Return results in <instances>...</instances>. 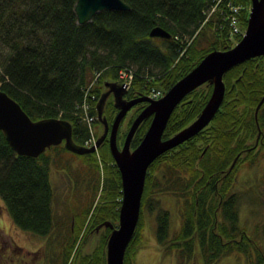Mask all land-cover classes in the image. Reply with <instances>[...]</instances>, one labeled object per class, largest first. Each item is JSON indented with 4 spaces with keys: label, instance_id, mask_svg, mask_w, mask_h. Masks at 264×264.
<instances>
[{
    "label": "trees",
    "instance_id": "16d2710c",
    "mask_svg": "<svg viewBox=\"0 0 264 264\" xmlns=\"http://www.w3.org/2000/svg\"><path fill=\"white\" fill-rule=\"evenodd\" d=\"M124 1L129 8H103L78 22L76 0H0V88L32 119L68 120L72 140L82 144L89 135V125L81 116L82 104L89 105L96 134L102 123L95 105L104 81L121 79L125 70L132 75L128 96L158 85L166 91L207 51L226 49L241 37V31L232 30L229 3L240 6L236 22L241 30L251 3ZM154 25L166 28L171 36L150 35ZM222 77L223 99L211 120L149 163L137 224L126 245L123 264H134L145 208L155 213V235L162 250L173 254L178 264H190L196 252L203 264H213L231 253H241L245 264H264V247L258 240L264 239V213L260 228L256 225L248 232L238 212L243 192L251 191L249 203L260 197L264 170L254 180L255 186L252 183L245 191L233 188L240 163L253 165L259 154L255 147L247 148L246 140L261 130L264 145V98L255 117L256 104L264 94V54L232 65ZM205 83L204 90H196V86L174 107L162 137L198 114L212 90V84ZM145 104L137 102L126 128L117 132L118 145ZM114 109L109 99L103 111L108 121ZM150 119L151 115L138 125L131 147L139 142ZM54 165L68 169L76 183L87 189L85 200L80 193L75 200H67L65 213L58 217L53 210L50 175ZM162 192L178 198L176 228L171 227L170 211L161 205ZM121 197L120 171L107 141L97 151L85 153L69 150L61 142L33 156L17 153L0 129V198L16 226L47 238L45 246L51 250L53 264H106L110 226H104L90 252L81 253L80 241L102 220L115 225Z\"/></svg>",
    "mask_w": 264,
    "mask_h": 264
},
{
    "label": "water",
    "instance_id": "95a60500",
    "mask_svg": "<svg viewBox=\"0 0 264 264\" xmlns=\"http://www.w3.org/2000/svg\"><path fill=\"white\" fill-rule=\"evenodd\" d=\"M247 23L241 37L226 49L213 48L179 77L161 96L152 98L145 93L130 98L123 97L127 85L106 80L107 89L101 93L96 110L103 123V131L95 144L84 146L75 143L71 136V123L59 117L32 119L19 102L0 88V129L17 153L36 156L52 144L63 142L69 150L77 153L93 152L105 138L109 123L103 115V104L110 91L114 94L115 113L109 130V149L120 171L122 198L118 211V222L102 220L96 225L110 226L105 245L106 264H123L126 245L131 238L139 216L144 179L149 163L164 150L182 142L203 128L213 117L224 95L223 73L232 65L256 55L264 54V0H250ZM103 8L127 9L124 0H76L74 10L78 22H84ZM152 36L170 37L171 33L161 25L151 27ZM203 82L212 84L210 95L198 114L173 134L162 137L168 117L183 96ZM264 94L255 107L257 110ZM139 101L146 104L131 120L122 145L117 143V131L121 119L128 109ZM151 115L150 122L139 142L131 147V139L143 119ZM234 162V161H233ZM232 162V164H233Z\"/></svg>",
    "mask_w": 264,
    "mask_h": 264
},
{
    "label": "rangeland",
    "instance_id": "374dc122",
    "mask_svg": "<svg viewBox=\"0 0 264 264\" xmlns=\"http://www.w3.org/2000/svg\"><path fill=\"white\" fill-rule=\"evenodd\" d=\"M109 80H112L108 78ZM107 79V80H108ZM158 87L161 88L160 85ZM206 83L203 82L197 86L196 90H204ZM107 89V85L103 84L102 92ZM110 97V96H109ZM113 99V97L111 98ZM136 108L133 107L126 112L121 119L118 131L126 128L127 122ZM102 126L98 125L97 135L102 133ZM95 133V130H94ZM259 133V132H258ZM96 135V134H95ZM262 135L256 134L249 137L246 142L250 147H255L258 151L256 162L253 165H247L246 162L240 161V165L236 174L235 184L233 188L245 191L248 186L254 181L264 170V145L261 143ZM49 147V146H48ZM47 147V148H48ZM253 153L255 149H252ZM256 153V152H255ZM245 152H242V156ZM77 162V159H74ZM78 167V166H77ZM51 182L54 189L53 197V210L54 214L58 217L65 213V205L79 193L80 198L85 200L87 189L75 181L74 174L69 172L64 167L54 165L50 171ZM72 177H71V176ZM258 179V178H257ZM260 197L253 203H249L248 195L251 191L244 194L242 193L239 203V220L246 226L247 231H252L253 227L257 225L260 228L264 213V189ZM76 193V195H75ZM253 193V192H252ZM162 207L170 211L171 227L176 228L179 225L178 217V198L172 193H160ZM89 219V217H87ZM118 221H115V225ZM156 219L154 211L144 209L142 212L141 222V238L139 245L134 254V264H178L173 254H166L161 248V244L157 241L155 235ZM104 229V225L99 228H92L80 241L81 253L90 252L98 243L99 235ZM259 230V229H258ZM47 238L35 232L22 229L16 226L4 207L3 201L0 198V264H53L51 262V250L45 246ZM261 246L264 247V239L258 238ZM190 264H203L202 258L199 253H195L193 260ZM213 264H245V258L241 253H231L221 256Z\"/></svg>",
    "mask_w": 264,
    "mask_h": 264
},
{
    "label": "built area",
    "instance_id": "2783aa9c",
    "mask_svg": "<svg viewBox=\"0 0 264 264\" xmlns=\"http://www.w3.org/2000/svg\"><path fill=\"white\" fill-rule=\"evenodd\" d=\"M229 7H230V10H231V25L233 26V31H243L239 28L237 22H236V14L238 13L239 11V8L240 6L239 5H236L234 3H229ZM121 76L124 77V80L126 82H129L130 79H131V73L130 72H127L125 70L121 71ZM162 94V91L160 88H157V87H151L149 90H148V95L153 97V98H156V97H159L160 95ZM89 105L87 102H83L82 104V111L83 113L81 114L82 118L88 123L89 125V135L87 138L84 139L83 141V144L84 145H91L95 142L96 140V135L94 133V130H93V127L91 126V123L93 121V115L89 112Z\"/></svg>",
    "mask_w": 264,
    "mask_h": 264
},
{
    "label": "flooded vegetation",
    "instance_id": "af4514ba",
    "mask_svg": "<svg viewBox=\"0 0 264 264\" xmlns=\"http://www.w3.org/2000/svg\"><path fill=\"white\" fill-rule=\"evenodd\" d=\"M116 81H117V82H122V79H116ZM107 88H108V87H107ZM109 96H110V97H109ZM123 96L126 97V98L131 97V96H128V95H127V92H126V91L124 92ZM112 97H113L112 100H113V105H114L115 109H114L113 112H112L113 116H112L111 120L108 121V123H109V130H110V125H111L112 119H113L115 113H116L117 110H118L117 106H115V104H114V94H113V91H110V92L108 93V95L106 96L105 102H104V104H103V111H104V110L106 109V106H107V102H108V100L111 99ZM132 97H133V96H132ZM136 106H137V103L133 104L128 110H130V109L133 108V107L136 108ZM109 130H108V132H107L105 138L101 141L100 144H102L104 141H107V142H108ZM259 133H260V135H262L261 130H259ZM259 133H258V135H259ZM256 134H257V133H256ZM255 137H256V136H255ZM108 144H109V143H108ZM120 146H121V145H120Z\"/></svg>",
    "mask_w": 264,
    "mask_h": 264
}]
</instances>
